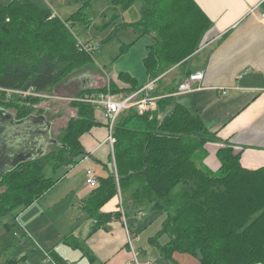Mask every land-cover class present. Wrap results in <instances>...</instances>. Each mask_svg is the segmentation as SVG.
Returning <instances> with one entry per match:
<instances>
[{"label": "trees", "instance_id": "trees-1", "mask_svg": "<svg viewBox=\"0 0 264 264\" xmlns=\"http://www.w3.org/2000/svg\"><path fill=\"white\" fill-rule=\"evenodd\" d=\"M109 2L115 10L137 6L139 17L120 25L131 26L138 36L151 34L154 38L144 58L150 79L159 77V83L172 70L185 76L192 72L186 68L195 59L211 24L194 0ZM88 4L83 2L61 19L30 0L0 3V88L31 87L45 94L57 81L61 83L72 72L91 65L90 53L80 49L74 32L76 25L87 28L92 23L89 12L84 11ZM117 16L114 13L113 19ZM125 76L119 73L121 80ZM108 89L112 93L124 90L110 82L101 88H82L75 97ZM175 89L170 86L163 95L156 94L160 98L151 117L134 109L118 116L113 130L114 156L109 158L113 170L97 179L83 205L94 221L92 230L125 216L124 206L129 203L137 212L145 208L165 214L160 230L149 241L170 264L175 263L174 252L196 254L199 264H264V167H242L239 154L228 144L217 151V171L201 163L199 154L205 153L204 146L214 135L199 117L174 101L171 93ZM43 99L11 96L0 89V109L16 121L30 116L45 118L51 124L52 138L58 142L4 172L0 179V226L2 216L17 207L25 208L54 187L58 179L47 176L46 169L55 172L86 154L81 136L98 125L93 105L69 100L76 112L54 137L51 120L35 112ZM49 146L52 149L47 151ZM116 195L122 207L102 212L101 207ZM4 225L10 228L12 223ZM164 234L169 241L159 245L158 238ZM73 238L67 235L63 240ZM21 260L13 256L1 264ZM94 262L91 257L90 264ZM56 264L62 263L56 259Z\"/></svg>", "mask_w": 264, "mask_h": 264}, {"label": "crops", "instance_id": "crops-1", "mask_svg": "<svg viewBox=\"0 0 264 264\" xmlns=\"http://www.w3.org/2000/svg\"><path fill=\"white\" fill-rule=\"evenodd\" d=\"M194 1L207 15L211 24L204 34L203 47L196 53L195 59L186 69L192 72L203 71L204 77L200 88L175 95L174 101L185 107L192 115L199 117L209 132L214 135V139L205 144V153L199 154V161L210 170L217 171L220 166L217 151L228 144L235 153L239 154L242 167L251 170L264 167V18L260 15L264 11V0ZM255 5L257 9L252 11ZM87 28L76 25L75 35L76 30ZM153 43L154 38L151 34L140 36L136 34L134 40L123 44L125 47H120V51L112 58V66L119 61L125 65V69L119 70L106 71L104 67V71H101L93 67L95 57L92 52L90 53L91 65L81 67L74 74L68 75L61 84L65 92H68L67 94H74L82 88H101L108 86L110 82L117 88L124 89L120 91L122 93L132 92L150 79L144 68V58ZM120 72L127 75L122 80L119 78ZM184 77L185 75L177 70L165 73L156 85L155 94L163 95V90L170 86L177 88ZM156 110L157 107L154 111ZM154 111L148 112L151 114L150 117ZM94 117L98 125L81 136V143L86 154L78 156V160L76 158L73 164L67 165L72 170L64 173L63 177L57 178L58 181L54 187L47 191L51 193L57 185L61 186L59 199L54 198L48 205V209L55 203L66 202L68 205L66 212L79 213L82 210L89 219L83 220L79 231L72 227L71 231L63 233L60 225L54 224L53 220L48 218L46 209L38 204L45 194L22 208L19 214L14 216L15 222H19L21 229L24 225L26 231L30 233L41 230L46 239L45 232L51 230L57 242L65 245L66 249L59 250L53 245L42 248L39 244L43 260H48L51 264H56V259L62 264H90L91 257L95 260L94 264H129L132 263L133 257L138 264H170L159 253L157 247L150 243L149 238L152 236L143 240L135 234L132 239L125 223L127 213L124 218H112L102 227L92 230L94 221L83 209L93 189L85 182V170L96 169L94 173L97 179L105 177L109 170H113V165L107 163L108 157L106 160V155L101 153V149L106 144L111 150L106 139V122L100 110L95 109ZM92 162L97 163V166L92 165ZM68 198L70 200H67ZM125 205L137 211L129 203ZM120 207L122 206L119 196L116 195L100 210L113 212ZM161 214H163V220L155 234L160 230L165 219V214ZM66 222L69 223V221ZM65 234L72 235L74 238L66 242L63 240L64 236H67ZM43 236H40L42 244L45 242ZM168 241L169 237L164 234L158 238L157 242L159 245H164ZM172 258L175 261L174 264H199L196 254L174 252Z\"/></svg>", "mask_w": 264, "mask_h": 264}, {"label": "rangeland", "instance_id": "rangeland-1", "mask_svg": "<svg viewBox=\"0 0 264 264\" xmlns=\"http://www.w3.org/2000/svg\"><path fill=\"white\" fill-rule=\"evenodd\" d=\"M38 7L42 9H50L52 12L56 13L61 19H66L69 17L73 11H75L83 2L89 1L86 9V13L89 12L92 19L91 25L85 30H76V37L80 42L92 43L93 46H97L94 49V62L93 67L106 71L115 69H125V65L116 63L114 66L112 58L120 51V47L123 44H128L134 40L136 33L130 26H121L122 22L134 21L139 17L138 8L136 5L130 6L127 9L119 8L115 10L112 8L109 0H30ZM9 0H0V3L6 4ZM114 13L118 16L113 19ZM121 22V23H120ZM76 71L72 72L70 75L74 74ZM63 82V81H62ZM63 85L60 81L55 83L51 88L45 92V98L39 101L35 109L37 114H45L47 119L52 122V135L58 137L61 130L66 126L68 120L75 114L76 107L74 104L69 103L70 98L67 99L65 96H75V93L67 94ZM65 95V96H64ZM14 112V109H11ZM34 112V110H33ZM96 126V125H95ZM94 127V126H93ZM205 148V146H204ZM51 146L48 147L47 151H50ZM101 153L106 155V160L108 157V164H111L109 158H111V150L106 144L101 149ZM79 157H77L78 160ZM80 160V159H79ZM93 163L92 165H96ZM69 166V165H68ZM111 167V166H110ZM95 169V168H94ZM72 168L69 169L67 166H61L55 172H52L48 167L46 169V175L52 177L53 179L63 177L64 173L70 172ZM96 170V169H95ZM94 170V171H95ZM97 171V170H96ZM74 173L76 172L73 171ZM73 173V174H74ZM61 186L57 185L54 191L51 193L46 192L45 197L40 198L39 205L46 209L47 216L49 219L53 220V223L60 225L61 231L67 233L71 231L72 227H75L79 231V227L83 220L89 219L87 214L82 210L79 213L72 211L71 213L66 212L68 209L66 202L55 203L50 205L51 201L59 199V191ZM3 189V188H2ZM73 198V197H72ZM67 200H70L69 198ZM60 201V200H57ZM126 210L125 223L129 228L132 239L137 235L141 239H148L153 236L155 232L159 229L160 223L163 220V214L157 211H150L149 209H141L139 212L129 209L126 205L124 206ZM22 208H15L11 213H7L1 218L0 226V264L7 261L10 258L16 257L20 258L21 261L17 264H51L50 261L43 260V253L39 247L44 248V246L50 247L55 246L59 250L66 249L65 245H61L57 242V238L52 235V231L48 230L45 232L47 239L43 236V232H28L24 227L21 229L19 222H15V215L19 214ZM144 214V215H143ZM82 215V218H81ZM66 221H69L67 223ZM4 223H12L10 228L5 227ZM17 224V225H16ZM87 228V227H86ZM85 228V229H86ZM33 234V236H32ZM67 235V234H65ZM40 236L44 237V244L41 243ZM43 242V241H42ZM40 262V263H39Z\"/></svg>", "mask_w": 264, "mask_h": 264}, {"label": "built area", "instance_id": "built-area-1", "mask_svg": "<svg viewBox=\"0 0 264 264\" xmlns=\"http://www.w3.org/2000/svg\"><path fill=\"white\" fill-rule=\"evenodd\" d=\"M257 9V5L252 8V11ZM261 17L264 18V11L261 12ZM97 47V46H96ZM93 44L80 42V49L92 53L96 48ZM203 46L201 45L195 53L199 52ZM204 77L203 71H194L189 75L185 76L181 82L178 83L177 88L171 95L175 96L182 93L192 92L198 88H200V83L202 82ZM159 77L149 79L143 85L135 88L132 92L129 93H112L109 89L106 92L99 93H91L86 94L83 97H75V96H67V99L70 100H80L83 102H87L95 107V109L100 110L103 119L107 125V136L106 139L111 147V155L113 154V144L115 142V138L113 135L114 124L117 121L118 116L128 110L134 109L138 113H148L152 112L156 109V102L160 98V96L154 94V90L156 89L157 81ZM4 90L8 95L11 96H19V97H41L45 98V94L42 92H37L33 88H28L26 90L22 89H7L0 88ZM264 90V88H263ZM85 182L90 187H95L97 185V177L94 171L91 168H87L85 170ZM123 212V210H122ZM124 218V215L122 216ZM128 239L131 243L130 234L127 230ZM132 263L138 264L136 258L133 257ZM129 263V264H132Z\"/></svg>", "mask_w": 264, "mask_h": 264}, {"label": "water", "instance_id": "water-1", "mask_svg": "<svg viewBox=\"0 0 264 264\" xmlns=\"http://www.w3.org/2000/svg\"><path fill=\"white\" fill-rule=\"evenodd\" d=\"M43 117L14 118L0 109V179L18 163L42 154L48 144H58Z\"/></svg>", "mask_w": 264, "mask_h": 264}]
</instances>
